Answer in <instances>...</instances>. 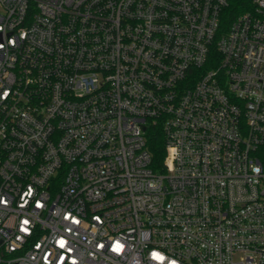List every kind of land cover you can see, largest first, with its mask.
<instances>
[{
  "label": "built area",
  "instance_id": "obj_1",
  "mask_svg": "<svg viewBox=\"0 0 264 264\" xmlns=\"http://www.w3.org/2000/svg\"><path fill=\"white\" fill-rule=\"evenodd\" d=\"M253 4L0 0V264H264Z\"/></svg>",
  "mask_w": 264,
  "mask_h": 264
},
{
  "label": "trees",
  "instance_id": "obj_2",
  "mask_svg": "<svg viewBox=\"0 0 264 264\" xmlns=\"http://www.w3.org/2000/svg\"><path fill=\"white\" fill-rule=\"evenodd\" d=\"M253 7V0H229V6L223 17L225 27L227 28L235 18L252 10ZM148 147L152 153L154 169L161 171L166 157V137L162 126L157 125L149 129Z\"/></svg>",
  "mask_w": 264,
  "mask_h": 264
},
{
  "label": "clouds",
  "instance_id": "obj_3",
  "mask_svg": "<svg viewBox=\"0 0 264 264\" xmlns=\"http://www.w3.org/2000/svg\"><path fill=\"white\" fill-rule=\"evenodd\" d=\"M257 171H258V169H257Z\"/></svg>",
  "mask_w": 264,
  "mask_h": 264
}]
</instances>
